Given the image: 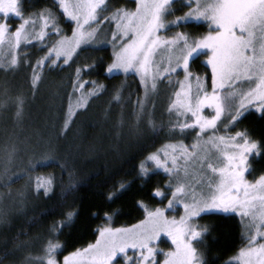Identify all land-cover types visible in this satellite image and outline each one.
Returning <instances> with one entry per match:
<instances>
[{
  "label": "snow or ice",
  "instance_id": "1",
  "mask_svg": "<svg viewBox=\"0 0 264 264\" xmlns=\"http://www.w3.org/2000/svg\"><path fill=\"white\" fill-rule=\"evenodd\" d=\"M185 8L182 15L176 14ZM9 16L20 23L13 27ZM205 25L207 31L199 35L174 31ZM106 45L112 49L107 60L98 57L70 73L72 93L58 130L53 124L52 131L28 133L24 124L28 95H11L4 88L0 114L14 111L13 128L5 129L0 146V188L26 180L16 190L13 205L23 211L30 198L52 199L58 186L64 200L76 191L69 158L61 155L59 141L70 131L78 111L87 110L107 91L103 83L85 79L86 75H137L143 95H137L130 133L142 137L146 129L152 134L166 132L170 138L194 133L192 143L183 139L166 143L137 166L136 179L142 185L157 169L168 176L167 183L151 190L154 198L167 200L166 206L137 201L145 213L138 223L126 228L98 226L95 243L63 255L62 261L57 257L66 245L47 239L41 255L29 252L18 264H208L201 248L209 226L198 223L204 216L240 218L245 243L225 264H264V173L248 179L254 172L251 158L264 156V139L254 138L246 129L231 131L250 110L264 117V0H134L132 8L114 7L112 0H53L51 7L30 12H25L21 0H0V72L15 75L30 70L32 97L47 73L72 68L83 54L104 52ZM29 46L43 55L33 61ZM201 57L211 70L203 76L192 71ZM124 86L117 87L109 101V110L113 103L121 107L119 129L126 124ZM162 86L169 92L165 107L169 119L157 123L153 113ZM52 165L68 175L67 184L57 185L53 173L31 175L38 167ZM131 183L121 182L108 199H118ZM6 196L12 192H0V226L10 223V212L3 207ZM170 211L177 215L169 216ZM114 214L104 215L110 221ZM62 215L47 229L53 238L73 226L79 208L70 206ZM19 235L0 255V262L31 244ZM162 236L171 242L169 251L158 246Z\"/></svg>",
  "mask_w": 264,
  "mask_h": 264
},
{
  "label": "trees",
  "instance_id": "2",
  "mask_svg": "<svg viewBox=\"0 0 264 264\" xmlns=\"http://www.w3.org/2000/svg\"><path fill=\"white\" fill-rule=\"evenodd\" d=\"M52 2L53 0H21L25 12L44 6L51 7ZM112 4L114 7L125 5L132 8L134 0H112ZM19 23L18 18L14 16L10 18V24L13 27ZM68 23L70 22L65 21V24ZM175 30L189 31L199 35L207 31V26L197 28L190 26ZM67 34H70V30ZM105 47L106 51L95 54L89 50V53L83 54L72 68L66 66L64 71L47 73L43 85L34 97L31 96L29 90L30 70L8 77L11 95L23 92L29 97L24 122L28 133L35 130L52 131L51 125L53 124L56 130L62 127L68 109V97L72 93L70 73L74 72L76 66L91 63L98 57L103 56L107 60L112 49L108 45ZM28 50L32 53L33 61L43 55V52L34 47L29 46ZM204 61L205 58L201 57L192 65V71L201 76L210 73L211 70ZM84 78L103 83L107 91L99 98L93 99L87 110L78 111L77 116L73 117L74 122L70 125V131L59 141L61 155L69 158V170L73 173V182L77 184V189L64 200L60 195L61 188L58 186L55 189L56 195L52 199L30 198L23 211H19L18 205H13V200L16 190L22 189L26 180H19L11 184L9 188H1L3 193L11 191L12 196H7L10 201L8 202L10 203L8 205L10 223L0 226V255L5 249L12 248L18 234H20V240H31V244L23 252L5 257L0 264H18L22 256L29 252L32 255H41L42 245L50 238L54 239V242L58 240L62 245H66L59 250L57 257L58 260H62L63 255L95 242L98 226L108 224L113 227H121L132 225L143 219L145 213L137 201H143L150 207L162 206L167 203L166 199L154 198L151 195V190L155 185L162 186L167 183L168 176L163 171L156 170L152 174L151 181L142 185V182L136 179L137 166L145 156L164 144L175 142L176 139H183L185 143L189 144L192 142H188L190 137L170 138L166 132L152 134L146 129L145 135L142 137L130 133V126L133 123L132 112L137 95H143L137 75L129 73L125 76L121 73L113 78L101 72L92 73L90 76L86 75ZM1 79L3 80V76L0 72ZM122 83L125 85L122 95L125 101L123 112L126 124L123 129H119L116 124L121 107L113 103L109 110V101L114 90ZM158 103H156L157 107L153 113L154 119L157 123L161 121L166 123L169 117L164 113L165 107H159ZM4 113L0 114V120L5 116ZM11 117L13 119L12 114L9 118ZM36 124L42 126L36 128ZM4 127L10 131L13 128L5 124L0 129L4 130ZM245 129L254 138L264 139V117L255 110H250L231 131L234 133ZM118 132L120 135H117ZM251 162L254 172L248 176L250 180L264 173V156L252 157ZM49 173L55 174L57 185L67 184L68 175L62 173L61 169L55 165L38 167L31 175L35 178L36 176H47ZM128 181H132L130 187L122 192L118 199H108L109 193L115 191L121 182ZM70 206L79 208V216L73 226L65 228L58 237H51L47 229L53 221L62 219L63 212ZM94 212L97 215H93ZM106 212L115 213L110 221L104 215ZM198 223L209 226L206 245L201 248L208 264H225V261L245 243L244 229L238 216L228 218L204 216ZM36 237H40V239H36ZM160 245L165 252L172 247L166 239H162Z\"/></svg>",
  "mask_w": 264,
  "mask_h": 264
},
{
  "label": "rangeland",
  "instance_id": "3",
  "mask_svg": "<svg viewBox=\"0 0 264 264\" xmlns=\"http://www.w3.org/2000/svg\"><path fill=\"white\" fill-rule=\"evenodd\" d=\"M188 9L187 8H185V9H183L182 11H180V12H177L176 14L177 15H182L183 14V12L184 11H187ZM12 16H9V18H8V22L10 23V18H11ZM17 18V17H16ZM172 17H169V19H171ZM106 32H107V29L105 30ZM174 31H178V30H175L174 29ZM71 34V33H70ZM69 34V35H70ZM169 34H171V33H169ZM107 35H108V37H109V39H110V32H107ZM1 74H2V76H3V80L1 79L0 80V100H3L4 99V97H3V95H2V93H3V90H4V88L5 87H7L8 89H10V86H9V84H8V82H9V79H8V77H10V76H12L13 74L12 73H9V74H7V75H5L4 73H2L1 72ZM179 78H183L182 77V75L179 77ZM11 94V93H10ZM169 94V92H168V90L164 87V86H162V91H161V94H160V96L157 98V100H156V103H158V106L159 107H161V106H163V107H166V97H167V95ZM157 107V106H156ZM163 107H162V109H163ZM254 110V109H253ZM13 109H9L8 111H6L4 114H5V116L3 117V119H1L0 120V127L1 126H3V125H8V126H12L13 127V123H12V117L11 118H9L10 116H11V114L13 115ZM165 111V110H164ZM165 114H167L166 112H164ZM42 124H45V123H42ZM37 126H38V128H40L42 125L41 124H36V128H37ZM43 127H44V125H43ZM5 129H7L6 127H4ZM5 129L3 130V128L2 129H0V146H2V144H3V142H4V140H5ZM8 130V129H7ZM8 131H10V130H8ZM36 131V130H35ZM186 136H188V137H190V141H188V142H191L192 140H193V136H194V133L193 134H191V135H186ZM170 143V142H169ZM192 143V142H191ZM190 144V143H189ZM149 167H152V165H149ZM157 170H160V169H157ZM162 171V170H161ZM249 179V178H248ZM0 192H2L1 191V188H0ZM6 192V191H5ZM8 202H10L9 200H8V197L6 196L5 197V200H4V205H3V207H5L6 209H8L9 207H8V205L10 204V203H8ZM167 204V203H166ZM166 204L165 205H162V206H157V207H163V206H166ZM182 211H183V209L182 208H180L179 209V213L180 214H182ZM169 216H172V215H177V213L176 212H172V211H170L169 213H167ZM139 222V221H138ZM138 222H136V223H138ZM136 223H134V224H136ZM133 225V224H132ZM111 226V225H110ZM131 225H127V226H121V227H114V228H122V227H124V228H126V227H130ZM111 227H113V226H111ZM162 239H166V240H168L169 242H170V240L167 238V237H161V240ZM161 240L159 241V243H158V246H159V248H161L162 249V246L160 245V242H161ZM93 243H95V242H93ZM171 243V242H170ZM169 251V250H168ZM134 253H133V250L132 249H129V255H133ZM159 259H163V257H158ZM62 261V260H61Z\"/></svg>",
  "mask_w": 264,
  "mask_h": 264
}]
</instances>
